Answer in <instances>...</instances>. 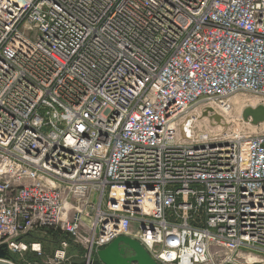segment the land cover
Returning a JSON list of instances; mask_svg holds the SVG:
<instances>
[{
  "label": "built area",
  "instance_id": "built-area-1",
  "mask_svg": "<svg viewBox=\"0 0 264 264\" xmlns=\"http://www.w3.org/2000/svg\"><path fill=\"white\" fill-rule=\"evenodd\" d=\"M240 94L264 101V0H0V246L264 264V133L223 117Z\"/></svg>",
  "mask_w": 264,
  "mask_h": 264
},
{
  "label": "rangeland",
  "instance_id": "rangeland-1",
  "mask_svg": "<svg viewBox=\"0 0 264 264\" xmlns=\"http://www.w3.org/2000/svg\"><path fill=\"white\" fill-rule=\"evenodd\" d=\"M232 101V111L228 114L223 115V117H226L225 124H227V126L229 127H242L246 132H249L250 134L264 133V119H261L260 116L257 117L253 115L254 111L257 108H259L260 106L264 107V101H261L249 94H240L236 96ZM248 109L252 110L247 113L246 117V110ZM201 120H203V117ZM40 235L47 237L49 236L46 232L44 234L41 233ZM47 244L48 249L46 250L45 254H43V256L35 255L33 253H24L18 255L12 254V256L13 258H15L14 260L18 262V264H49L52 252L54 250V244H52L51 242ZM78 252L80 253L79 249H73V253L77 254Z\"/></svg>",
  "mask_w": 264,
  "mask_h": 264
},
{
  "label": "water",
  "instance_id": "water-1",
  "mask_svg": "<svg viewBox=\"0 0 264 264\" xmlns=\"http://www.w3.org/2000/svg\"><path fill=\"white\" fill-rule=\"evenodd\" d=\"M252 109L246 110L247 113ZM210 111H213L210 109ZM204 115H208L205 112ZM249 115V114H248ZM254 116L264 119V107L260 106L254 111ZM262 116V117H261ZM256 117V118H257ZM213 118L217 121H221L219 115H214ZM257 122V120H256ZM10 254L6 248L0 246V264H10L3 261L2 259H10ZM15 262V261H14ZM93 264H159L154 260L149 252L145 249L142 244L131 237L120 236L112 241L108 246L100 249L97 252V259L92 261ZM75 264H86V262L75 263Z\"/></svg>",
  "mask_w": 264,
  "mask_h": 264
},
{
  "label": "trees",
  "instance_id": "trees-1",
  "mask_svg": "<svg viewBox=\"0 0 264 264\" xmlns=\"http://www.w3.org/2000/svg\"><path fill=\"white\" fill-rule=\"evenodd\" d=\"M48 235H49L48 237L47 236H35L37 239H40L44 242V246H45L46 250L48 249L47 243L51 242L52 244H54V248H55L58 241H59V235L58 234L49 231ZM9 258L15 259V258H13L12 254H10Z\"/></svg>",
  "mask_w": 264,
  "mask_h": 264
}]
</instances>
